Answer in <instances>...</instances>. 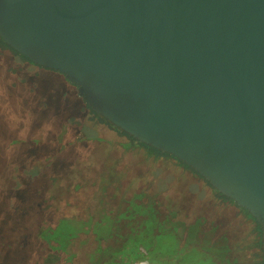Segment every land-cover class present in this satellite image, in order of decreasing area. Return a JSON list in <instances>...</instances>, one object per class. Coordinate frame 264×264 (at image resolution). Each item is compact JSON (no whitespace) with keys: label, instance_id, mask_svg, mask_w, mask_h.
Masks as SVG:
<instances>
[{"label":"water","instance_id":"1","mask_svg":"<svg viewBox=\"0 0 264 264\" xmlns=\"http://www.w3.org/2000/svg\"><path fill=\"white\" fill-rule=\"evenodd\" d=\"M0 37L193 168L264 239V0H0Z\"/></svg>","mask_w":264,"mask_h":264},{"label":"rangeland","instance_id":"2","mask_svg":"<svg viewBox=\"0 0 264 264\" xmlns=\"http://www.w3.org/2000/svg\"><path fill=\"white\" fill-rule=\"evenodd\" d=\"M11 63L17 65L20 62L18 58H15ZM12 68L13 67L8 63L5 56H0V75L2 69H4L8 75V77L2 78L0 91L2 90L1 86L8 88L10 86H15V77L17 74L15 75L13 73ZM26 70L31 74L38 71L33 65H28ZM38 82L39 79L36 83ZM37 95H40L41 97L45 96L41 90L37 91ZM4 98L7 97L5 96L3 89V92H0V99ZM21 98L22 96L20 97V100ZM51 100L52 98H48V105ZM61 101H63V99H61ZM16 104L17 100L14 99L9 101L7 107L3 104L0 105V189L2 190L0 196L2 197L3 202H6L9 208L16 213L15 219L10 221L13 224L11 226V231L17 228L16 221H19L21 227H18V230H16L15 233L20 235V237L21 233H26V239L32 240L35 239L36 231L39 226L44 223L46 226L48 225L52 228V230H50L49 233H46V231L42 233H44L46 239H56L55 242L57 244L53 248L57 252H62L61 257L63 264H90V258L96 248L95 236L91 233L94 231L98 238H103L108 233L110 228L109 224H112L114 226L115 234L117 233V235L114 234L107 240L102 241L101 246L105 251L109 249L111 250L109 252L114 250L115 252L106 256L104 254L105 251L103 250L102 254L97 256V259L100 261H106L101 264H111L110 259L114 258L112 257L113 254L118 253V257H125L124 251L126 241L123 242V240H125L124 236L127 234L130 225L136 224L137 220H139V218L136 220L135 218L131 219V215H133V207L131 205L129 207L127 201L132 200L137 192L148 194V192L154 193L157 191L153 186L150 187L149 183H145L148 179L147 176H145V171L141 170L142 164H140L141 158L138 156L140 151L137 143L134 142L135 146L133 147L132 144L131 148L129 147L126 151H124L123 148L120 147V143H118L115 146L116 148H113L110 151V154L111 157L116 155L115 157L118 158L117 164H121L122 168L119 171L116 168L111 169L115 167V163L106 160L105 157H107L106 153H108L109 148L103 140H108L109 138L122 140L124 139V136L112 134L108 127L100 124L96 120L94 121L86 117L74 118L73 122L82 124L83 128L81 129L83 130L77 137V141L75 138V142H73V138L71 137L72 144L67 145L66 147L64 146L59 152L60 155L67 157V162L69 163V165L66 166L67 172L54 175V172L51 170L54 169V171H56L55 168H57V166L60 167L62 161L59 160L58 164H54L50 172H47L46 170H43L44 168L41 166L47 164L45 161L29 162L26 158L24 159V156L22 157L21 154L24 152L26 145L23 146L17 144L10 146L11 144L9 140L11 139L10 137L12 133L15 134V140H41L47 131H50L49 135L55 136L58 134L59 129L54 127L55 124L54 126H51L49 130H44L43 128L30 129L26 127L24 123H18V118H15V115L19 116L20 113L21 118H24L25 113H29V110L33 109L35 106L32 105L31 99H28L27 104L25 105H30L29 107H24L22 100L20 105L23 107L21 109H17L18 106H16ZM48 113L51 116L50 109ZM76 134H78V130L74 129L73 137H76ZM63 143V141L51 142L50 152L53 155L52 158H54V161L57 159V150ZM9 146L10 148H8ZM43 151L49 152L48 148L43 149ZM106 170L108 174L111 172V174L115 176L116 173L114 171H118L119 176H124L118 183L119 186L124 187L125 189L124 191L123 189L121 190L125 194L122 202L120 201V198L115 195L116 190L112 193L110 189H108V191L106 189H101L104 185L101 178L106 176L104 172ZM43 171L48 173L47 176L51 177V181L47 177H43ZM36 179L41 180L34 181ZM196 181L201 183L200 179ZM23 183H30L32 186L31 194L29 195L30 200L28 202L25 201V198L19 197L20 190L18 189L24 187ZM45 186H48V188H45ZM188 192L192 200L194 199L195 201V198H197L199 201L196 206H193L192 202L190 204L185 202L187 206H184V204L182 206L181 203L178 205L173 204V210L177 212V217H180L173 218L181 219L182 216L186 214V218L182 220L186 234L181 240V244L186 242L187 247H189L197 240L203 239L204 235H197L198 227H190L191 234L189 235L187 234L189 231L188 227L193 225L196 219L211 214L213 217V226L217 227L213 240L218 239L221 235L228 236L230 240L228 244L230 250L226 256L232 257L237 255L239 257V261H236V263L234 262L233 264H257L259 256H257L258 246L254 243L255 233L243 237L245 240L239 237L241 234L240 232H243L244 230V228H241L243 227V223L236 215L239 211L237 212L235 208L230 207L228 205L229 202L215 198L214 191L209 187L203 186V188H199L196 187V185H193L188 189ZM25 196L27 198L28 195L25 194ZM122 196L123 195H121V197ZM148 196L151 195L148 194L145 198H148ZM191 198L187 197V199ZM152 199L156 202L155 208L159 210L160 213L161 211L166 210L165 207L160 205L159 202L161 200L157 195ZM170 199L174 198L171 197ZM21 200L23 202L20 205L22 209L20 206L17 208L18 205L15 203V201L20 203ZM38 202L43 210L40 206L36 205ZM2 205L4 204L0 203V208H2ZM19 211L23 218H17V216L19 217ZM49 212L53 213L50 214ZM189 216L191 217L190 219L188 218ZM1 219L3 218L1 217ZM163 220L167 221L166 219ZM6 222L7 220L4 224ZM149 224L147 225V231L150 230L152 226L151 221ZM172 224H174V222L171 220L170 225L174 227ZM204 227H206V225H204ZM183 228L181 230H183ZM232 229H235V232L231 231ZM4 230H6V227ZM1 237L2 236H0V238ZM170 241L171 238L169 236L161 235L157 240V246L152 248L151 255L158 258L161 256L162 258H160V260H162L163 263H166L164 259L176 252L175 258H173L176 262L170 260L167 261L166 264H181L182 260L183 262L188 260L189 264H213L209 258L215 253L206 251L207 253H204L202 260L199 261L198 259L197 261L196 258L197 256H201V253H193L191 252V249H186V247H184V251H180V247H174L175 245L170 243ZM236 241L237 244H234ZM205 244L203 243V245ZM141 247L145 250L143 246ZM131 254L133 255L132 247L130 249V257ZM29 256L33 259L38 256L36 254V247L32 246L30 248ZM117 261L119 262V260ZM218 262H220V264H226V261L224 262V260ZM133 264L140 263L137 262Z\"/></svg>","mask_w":264,"mask_h":264},{"label":"trees","instance_id":"3","mask_svg":"<svg viewBox=\"0 0 264 264\" xmlns=\"http://www.w3.org/2000/svg\"><path fill=\"white\" fill-rule=\"evenodd\" d=\"M0 56H5L6 60L9 64H11L13 73L17 76L15 77V86L13 87H3L1 86V91L4 93L7 98L0 99V105H5L7 107V104L11 100H17L16 106H18L17 109H21L23 106L21 104V100L23 101L24 107L27 104V100H32V105L35 106L33 109L29 110V113H25V117L21 118V114L19 113V116L15 115V118H18V123H24V125L30 129H41L49 130L51 126H55L57 129H59L58 134L55 136H51L50 131H47L46 134L39 139H26V140H15L14 135L12 133L11 139L9 140L10 146L13 145H26V148H24V152H22V157L24 156V159L26 158L29 162L31 161H45L47 164H43V170H46L47 172H50V170L53 168L54 164H58V161H62L61 166L52 169L51 171L55 174L60 173H66L67 172V165L69 163L67 162V157L60 155V150L66 147L67 145L72 144L71 137L73 138V142H75V138L77 141V137L82 132L83 125L79 124L77 122H73L74 118L79 117H86L90 118L91 120H96L100 124L105 125L108 127V129L112 132V134L116 135H122L124 136V139L115 140L114 138H109L108 140L105 139V143L108 145V153L106 160L114 162L115 167L111 169H117L118 171L122 168L121 164L118 163L117 157H111L110 151L113 148H116L115 146L120 143V147L123 148L124 151L128 150L129 147L131 148L132 144L133 147L134 142L137 143L139 153L138 156H140V164H142L141 170L145 171V176H147V181L145 183H149L150 187H154L157 189L155 191V195L159 197L161 200L159 203L161 206L173 209V204H184L187 206L186 203L190 204L193 203V206H196V204L199 202L197 198L192 200V198L189 195L188 189H190L193 185H196V187L203 188L209 187L214 191V196L217 199L224 200L229 203H234L230 198L226 197L222 193L218 192L215 188H213L209 182L202 177L199 173H197L193 168L186 165L183 161L175 158L169 153L162 152L150 145H147L124 130L118 128L113 123H111L108 119L105 117L99 115L95 111L91 109V107L82 99L81 96H79L77 92V86L73 83H71L69 80H67L64 75L57 70L50 69L48 67H44L42 65H38L33 63L29 58L26 56L20 54L17 52L13 47H11L8 43H6L1 37H0ZM15 58L19 59V62L17 65H13L11 62L14 61ZM22 63V64H21ZM28 65H33L38 70L36 73L31 74L26 70ZM8 77L6 71L2 69V73L0 75V83L2 82V78ZM20 77V78H19ZM39 79V82L36 83V81ZM41 90L45 96L37 95V91ZM22 96L21 100L20 97ZM40 96V97H39ZM48 98H52L51 102L47 103ZM63 99V101H61ZM39 100V102H38ZM30 104V102H29ZM54 108V109H52ZM50 109L51 116L48 113ZM58 118V120H57ZM77 129L78 134H76V137H73V130ZM111 134V135H112ZM115 137V136H114ZM70 139V140H68ZM96 139V138H94ZM120 140V141H119ZM59 142L63 141L64 143L60 146V148L57 150L56 157L57 159L54 161V158H52V154L50 152L51 142ZM102 141V142H103ZM131 142V143H130ZM136 145V147H137ZM1 146V144H0ZM10 146L8 148H10ZM7 148V147H6ZM19 148V146H18ZM17 148V151H18ZM48 148L49 152H44L43 149ZM1 151V150H0ZM45 153V154H42ZM72 155V154H71ZM105 155V154H104ZM123 155V154H122ZM23 160V159H22ZM117 164V165H116ZM127 166V165H125ZM105 170V168H104ZM118 171H114L116 175H112L111 172L108 174L107 170L104 171L106 176L101 178V181L103 182V186L101 189H110V191L113 193L114 190H116L115 195L120 198V201L122 202L125 194L121 191L125 190L124 187H121L118 185L119 181L123 179V177L119 176ZM43 171V177H47L52 180L50 176H47L48 173ZM41 175V174H40ZM39 175V178H40ZM201 180L197 182L196 180ZM41 179H36L34 181H39ZM146 180V179H145ZM193 180V181H192ZM144 182V180H143ZM36 183V182H35ZM24 187L20 190L18 195L19 197L25 198V201L30 200V194H31V184L30 183H23ZM26 185V186H25ZM118 187V188H117ZM45 188H48V186H45ZM44 188V189H45ZM46 190V189H45ZM0 193H2V190L0 189ZM27 194V198L25 196ZM121 195H123L121 197ZM1 197V196H0ZM173 197L174 199H170ZM191 198V199H187ZM186 202V203H185ZM0 203H3L2 208H0V264H63L62 263V252H57L53 247L57 244L55 242L56 239L50 240L46 239L44 237V233H49L52 228H50L48 225L46 226L44 223H42L38 230L36 231L35 239L28 240L26 239V233H21L18 235L15 233L16 230H18V227H21V223L19 221H16L17 228L15 230L11 231V226L13 225L10 221L15 219L16 213L15 211H12L8 204L6 202H3L2 197L0 198ZM6 203V204H5ZM15 203L18 205L17 208L21 205L22 200L20 203L18 201H15ZM195 203V204H194ZM37 206H40L39 202L36 204ZM21 207V206H20ZM41 207V206H40ZM176 207V206H175ZM42 208V207H41ZM241 208V207H240ZM22 209V207H21ZM246 214H248L252 219H254L244 208H241ZM43 210V208H42ZM19 219L21 217L20 211ZM52 214L53 212H49ZM23 215V214H22ZM1 217L3 219H1ZM186 217V216H185ZM23 218V216L21 217ZM191 218L190 216L188 217ZM7 220V222L4 224V222ZM100 220V219H99ZM97 220V221H99ZM255 220V219H254ZM151 221L152 226L150 230L147 231V225ZM148 222V224L145 227V224L142 225L137 224L135 226L129 227V230L127 234H125L124 238H126L125 243V257L123 255L122 258L118 257L119 254L115 253L112 255L111 264H133L134 262L148 260L150 264H166L160 261V263H157L158 260H155L156 258L150 257L152 254H143L139 247L140 245H144L146 247H154L157 246V240L160 238V235L154 234L156 230L161 231V227H159V222L156 220L152 221V219ZM257 223V222H256ZM150 225V224H149ZM257 234L255 235V239H259L260 243L258 244L259 252L257 253V256H259V261L257 264H264V239L261 234L260 226L257 223ZM9 226V227H8ZM6 227V230L4 228ZM109 230L108 233L103 238H98L97 234L93 231L91 234L95 236L96 241V248L95 252L92 254V257L90 258V264H101L104 261H100L97 259V256L99 254H102V251L104 250L101 246V242L103 239L108 238L109 236L114 235V226L112 224H109ZM146 228V229H145ZM143 229V230H142ZM11 231V232H10ZM21 232V231H19ZM15 233V234H14ZM23 235V236H22ZM117 235V233L115 234ZM174 235V232H173ZM172 236V235H171ZM175 236V235H174ZM72 239V238H71ZM150 241V242H149ZM175 246H178V243L173 241ZM36 247V254L38 255L35 259L30 258L29 252L31 247ZM132 247L133 255L130 254V249ZM204 252L209 251L207 248H203ZM230 249V248H229ZM38 251V253H37ZM105 251V250H104ZM111 250L105 251V255L109 256L112 253L115 252H109ZM207 253V252H206ZM228 253V251H227ZM226 255V252L224 253V256ZM105 256V257H106ZM204 256V253L201 254V256H197V261L199 259L202 260ZM212 255L209 260L213 262V264H220L218 261L226 259L219 258L220 256H217L216 258ZM222 256V255H221ZM162 258L161 256L158 258ZM119 260V262L117 261ZM236 261H239V257L236 255ZM181 264H189L188 260L186 262L181 261Z\"/></svg>","mask_w":264,"mask_h":264},{"label":"crops","instance_id":"4","mask_svg":"<svg viewBox=\"0 0 264 264\" xmlns=\"http://www.w3.org/2000/svg\"><path fill=\"white\" fill-rule=\"evenodd\" d=\"M151 195L148 196V198H145L146 195ZM148 194L146 193H142V192H137L134 196L132 200H128L127 204H129L133 207L132 210V214L131 215V219L135 218V220L137 218H139V220H137V227L138 225H142V227L144 228L143 224L146 225L148 224V222L152 219V221L156 220L157 222H159V227H161V231L156 230L154 232V234L156 235H166L169 236L171 238L170 243H173V241L175 240V242L178 243V246L180 247V251H184V247H186V249H191L193 253H206L204 252L203 248H207L209 251L215 253L213 254V258L220 256L219 258H224L226 259V264H233L234 262L236 263V255L232 256V257H227L226 255L224 256V253L227 251H229L230 247L228 246L230 240L228 238V236L226 235H221L218 239L213 240V236L215 235V230L217 229V227L213 226V217L211 214H207L205 217L202 218H198L196 219V221L194 222L193 225H190L188 228V232L187 234H191V229L190 227H195L198 229L197 231V235H204L203 239H199L196 242H194V244H191L189 247H187L186 242L181 244V240L183 239V237L185 236L186 232L184 231L185 228H183V221L186 217L184 214L182 216L181 219H175L173 217H177V212L173 209H168L165 208V211H160L157 210L155 208V204L156 202L152 199L155 196V192H148ZM135 198V199H134ZM156 199V198H155ZM230 207L235 208V210L239 213H236L237 217H239L238 219L243 223L241 228H244L243 232H240L241 234L239 235V237H241L243 240H245L243 237H247L250 236V234L255 233V235L257 234V223L254 219H252L248 214H246L237 204L234 203H229L228 204ZM183 206V204H182ZM185 206V205H184ZM127 207V208H129ZM239 209V210H238ZM241 211V212H240ZM180 218V217H177ZM130 219V220H131ZM163 219H166L167 221H164ZM174 222V224H172L174 227H172L170 225L171 220ZM134 225H130L131 226H135ZM204 225H206V227H204ZM208 225V226H207ZM203 227V228H202ZM183 228V230H181ZM240 228V229H241ZM146 229V228H145ZM204 229V230H203ZM143 230V229H142ZM184 231V232H183ZM235 232V229L231 230ZM240 231V230H239ZM250 231V232H249ZM174 232V235H173ZM113 234H115V231L113 232ZM172 235V236H171ZM119 236V235H118ZM112 237V236H109ZM108 237V238H109ZM108 238L103 239L107 240ZM202 238V237H201ZM126 241V238H124ZM224 240V241H223ZM168 241V240H167ZM254 243L258 246V244L260 243L259 239L255 240L254 239ZM150 242V241H149ZM203 243L205 245H203ZM234 244H237V241L234 242ZM143 246L145 248L142 249ZM140 251L142 252H146L143 254H149L152 252V247H146L144 245H140L139 247ZM259 247H258V252H259ZM221 254H223L221 256ZM176 252H174L172 255L168 256L166 259H164L165 261H170L173 260V258H175ZM150 257H154L152 255H150ZM156 258V257H154ZM155 260H158L157 263H160V261L162 262V260L156 258ZM145 261V260H143ZM148 261V260H146ZM139 263H141L142 261H138ZM149 262V261H148ZM137 263V262H134ZM150 264V263H149Z\"/></svg>","mask_w":264,"mask_h":264},{"label":"flooded vegetation","instance_id":"5","mask_svg":"<svg viewBox=\"0 0 264 264\" xmlns=\"http://www.w3.org/2000/svg\"><path fill=\"white\" fill-rule=\"evenodd\" d=\"M173 262H176V260L174 261V259H173Z\"/></svg>","mask_w":264,"mask_h":264}]
</instances>
